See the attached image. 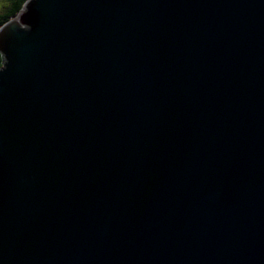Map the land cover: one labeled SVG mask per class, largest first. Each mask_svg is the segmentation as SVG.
Here are the masks:
<instances>
[{
    "label": "water",
    "instance_id": "95a60500",
    "mask_svg": "<svg viewBox=\"0 0 264 264\" xmlns=\"http://www.w3.org/2000/svg\"><path fill=\"white\" fill-rule=\"evenodd\" d=\"M0 53V264H264V0H27Z\"/></svg>",
    "mask_w": 264,
    "mask_h": 264
},
{
    "label": "trees",
    "instance_id": "16d2710c",
    "mask_svg": "<svg viewBox=\"0 0 264 264\" xmlns=\"http://www.w3.org/2000/svg\"><path fill=\"white\" fill-rule=\"evenodd\" d=\"M27 0H0V28L22 9ZM3 63V57L0 53V66Z\"/></svg>",
    "mask_w": 264,
    "mask_h": 264
}]
</instances>
